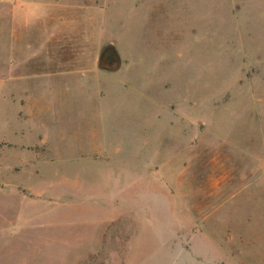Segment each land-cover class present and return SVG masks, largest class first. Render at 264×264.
<instances>
[{
    "label": "rangeland",
    "instance_id": "1",
    "mask_svg": "<svg viewBox=\"0 0 264 264\" xmlns=\"http://www.w3.org/2000/svg\"><path fill=\"white\" fill-rule=\"evenodd\" d=\"M0 70V264H264V0H0Z\"/></svg>",
    "mask_w": 264,
    "mask_h": 264
},
{
    "label": "crops",
    "instance_id": "2",
    "mask_svg": "<svg viewBox=\"0 0 264 264\" xmlns=\"http://www.w3.org/2000/svg\"><path fill=\"white\" fill-rule=\"evenodd\" d=\"M40 8H42V4H40V6H39ZM19 69L18 68H15V71L17 72ZM0 72H1V70H0ZM5 72V71H4ZM2 76H3V80L4 81H6V82H8V79H7V76H6V73H2L1 75H0V79H1V81H2ZM19 78H18V76H14V82H12V83H14L15 85H16V89H17V85H21V82H18L17 80H18ZM30 80H32V79H30ZM27 81H29L28 79H27ZM27 81H25V84H26V86H27V88L28 87H31V88H33V87H35V85H36V87H38V85L37 84H35L36 83V81H32V82H30V83H28ZM9 82H11V81H9ZM14 87H10V89H13ZM15 89V90H16ZM2 96H0V118H2V101H3V99H4V102L6 103V107H7V105L9 104L8 103V101H7V92H6V94L5 95H3V97H5V98H1ZM18 101H16V105L17 106H19L20 108L22 107V105H24V107L26 106L27 107V109H26V111H28L29 113H31L32 114V117H33V114L35 113L36 114V112H37V110H39L37 113H39V112H41L43 109L41 108V107H39V105H40V100L39 99H33V98H28L27 100L25 99V101H24V104L22 103L23 101L21 100V99H17ZM38 105V107H39V109H37L36 108V106ZM19 110H17V112H18ZM16 112V113H17ZM29 116H30V114H29ZM31 117V116H30ZM31 117V118H32ZM31 136H30V138L28 137V139H24V141H22V139L19 141V142H14L15 144H17V145H20L21 147H24V148H27L26 150H29L30 148H36V147H38V146H45V144H47V142H44L41 138H42V135H40V137H39V135H34L33 133H31L30 134ZM4 139H6V136H4L3 137ZM2 138V139H3ZM35 138H38V139H40V142H37V140H35ZM26 141V142H25ZM8 143H10V142H8ZM12 143V142H11Z\"/></svg>",
    "mask_w": 264,
    "mask_h": 264
},
{
    "label": "water",
    "instance_id": "3",
    "mask_svg": "<svg viewBox=\"0 0 264 264\" xmlns=\"http://www.w3.org/2000/svg\"><path fill=\"white\" fill-rule=\"evenodd\" d=\"M105 46H113V43H112V41H107L106 43H105ZM103 47H101L100 49H99V51H98V56H97V65H98V63H99V59H100V57H101V54H102V52H103ZM116 56V54H112V53H108V57L110 58V59H112V57H115Z\"/></svg>",
    "mask_w": 264,
    "mask_h": 264
},
{
    "label": "flooded vegetation",
    "instance_id": "4",
    "mask_svg": "<svg viewBox=\"0 0 264 264\" xmlns=\"http://www.w3.org/2000/svg\"><path fill=\"white\" fill-rule=\"evenodd\" d=\"M104 52H105V51H103V52H102V54H101V58H102V56H103ZM107 56H108V53H107Z\"/></svg>",
    "mask_w": 264,
    "mask_h": 264
}]
</instances>
